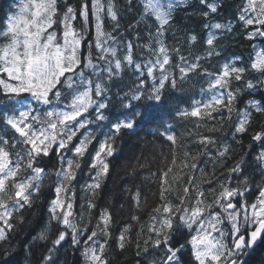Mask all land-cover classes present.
Returning a JSON list of instances; mask_svg holds the SVG:
<instances>
[{"label":"snow or ice","instance_id":"1","mask_svg":"<svg viewBox=\"0 0 264 264\" xmlns=\"http://www.w3.org/2000/svg\"><path fill=\"white\" fill-rule=\"evenodd\" d=\"M186 4L187 0H139L142 11L129 29L141 39L138 30L144 23L148 40L144 45L118 38L122 17L111 0L106 8L102 0H80L76 7L65 0L62 13L58 0H19L15 11L4 18L0 244L5 246L0 249V264H19L13 243L20 235L17 224L25 222L24 211L35 207L46 188L55 195L47 204V222L32 237L43 246L39 264H67L62 249L79 251L84 264H110L113 243L121 251L134 245L135 264H250L258 252L262 253L259 264H264V125L251 135L247 150L238 158L230 155L229 143H222L215 153L209 151L216 139L204 135L197 141L202 150L193 155L185 143L192 130L178 131L191 118L199 128L201 122L218 117L220 127L209 131L220 132L223 121H231L232 140L242 144L253 118L264 115V0H243L235 24L215 19L224 10L222 0H199L207 35L198 55L192 51L196 34L188 36L187 53L166 43L173 13ZM128 6L132 7V0ZM108 21L113 31H105ZM78 22H82L79 28ZM237 26L246 40L254 42L250 63L240 66L243 58L233 56L218 70L209 71L205 62L221 55L218 41ZM138 47L146 55L136 58ZM250 72L260 79L256 83L255 77L248 79L243 88L233 90V81L243 82ZM201 80L206 81L201 98L181 107ZM244 94L261 98L249 99L236 109ZM145 126L161 141V165L144 177L158 180L160 202L142 221V198L146 204L147 196L136 181L137 168L145 165L130 166L122 181L129 218L113 238L114 218L108 208L100 211L92 227L91 210L96 205L91 199L88 223L77 219L73 181L87 166L95 175L86 191L95 194L102 178L111 174V161ZM202 156L212 161L211 173L196 162ZM54 157L57 166L49 167ZM217 165L223 171L218 173ZM186 169L191 173L185 180ZM173 192L175 200L170 198ZM135 225L140 227L133 239ZM23 250L27 260L32 243H24Z\"/></svg>","mask_w":264,"mask_h":264},{"label":"trees","instance_id":"2","mask_svg":"<svg viewBox=\"0 0 264 264\" xmlns=\"http://www.w3.org/2000/svg\"><path fill=\"white\" fill-rule=\"evenodd\" d=\"M19 2L18 0H0V10H3L0 14V19H4L8 12L12 10V2ZM124 1V2H123ZM69 2L74 6H78L80 0H69ZM107 7L108 0H102ZM115 5L116 10L122 19L120 21L121 27L119 33H116L118 38L123 36L125 40L132 39L135 44L144 45L148 42L147 40V29L144 25H140L138 30L141 39H136L137 31H132L129 29V25L134 24L140 16L142 11L139 6V2L132 0V7L129 8L128 2L126 0H111ZM224 4V10L220 11L215 15V19L226 23L232 20L235 24L234 16L238 11L240 5H242L243 0H222ZM60 5L61 13L65 4V0H58ZM8 7V11L5 8ZM105 20H107L105 12ZM82 22H78L76 27L79 28ZM105 31H113L112 22L108 21L105 25ZM154 32L155 29L153 28ZM243 29L237 26L235 30L223 36L217 44L221 55L219 57H213L210 62H205V66L208 67L209 71L218 70L220 64H222L225 59H231L233 56H240L243 58L240 66H246L250 63V57L254 55L252 44L254 42L248 41L244 38ZM190 34H196L198 36V42L192 51L194 54H202L203 40L206 38V31L203 29V18L200 15L199 0H187V4L184 7L177 8L174 14V23L172 27L169 28V32L166 35V43L170 48L182 47L187 53L191 47L187 43L188 36ZM255 43H259L258 41ZM143 47H138L135 49L136 58H140V53L146 55V52H142ZM255 77L253 83L260 79L258 73H247L245 75V80L243 82L233 81L232 87L235 90L237 87L243 88L244 83ZM206 86V81L201 80L194 84L191 89V98L187 100L186 104H181V107H187L191 105L192 99H200V88ZM261 90L264 91V86H261ZM251 91V90H249ZM259 95H249L244 94L241 100L237 103L236 109L243 108L244 102L249 99H260ZM236 109L233 111V120L236 119ZM227 115V113H225ZM196 119L191 118L183 129H178V131L192 130L193 135L191 137L185 138V143L187 144V150L193 155H196L203 148V145L199 144V135L213 136L216 139V145L209 148V151L215 153L216 149L222 143H229L232 147L230 155L234 158H238L243 155L247 150L248 144L251 142L250 137L255 131H259L261 126L264 125V115L257 114L252 121L251 130L243 137L242 144H237L232 140V134L230 132L231 121H223V130L220 132H210L209 128L215 126L220 127V121L217 117L216 120H208L201 122L199 128L196 127ZM147 133V134H146ZM164 153H168V148L164 147ZM70 155V154H69ZM163 157L161 156V141L158 138L151 135V127L145 126L143 131H140L136 136L131 137L124 151L116 159L111 161L110 171L111 174L107 178H102L101 188L96 190L95 194L91 191H86V185L91 183V177L95 175V172H90L87 166L83 167V170L78 172L77 180L73 181L75 197H74V207L73 212L75 213L77 219H82L84 223H88L89 211L87 204L89 199L96 205L95 208L91 210L92 227H95L97 220L99 219L100 211L104 208L112 213L114 221L112 224V234L113 238L118 234L120 227L129 218V198L124 192L123 188L125 185L122 183L125 172L130 166H136L138 164L145 165L144 168H137L139 172V178L136 183L143 186L144 195L147 196V203H143L142 198V209L140 215L142 221L146 222L148 220V214L151 212L152 208L159 203V184L158 180H144V177H148L151 173L156 172L161 165ZM193 161L189 160V163ZM200 168H205L207 172L211 173L213 170V163L208 159L207 156H202L198 161H196ZM49 167L57 166L55 157L52 161L48 162ZM229 166L230 163H229ZM218 173L223 171L216 166ZM185 180L187 179V174L191 173L190 169L185 170ZM196 176L199 177V171L196 172ZM53 179H55L53 177ZM47 184V181L45 182ZM180 191L182 193V186ZM207 186L205 185V188ZM135 189H133L134 191ZM150 190V191H149ZM155 194V195H154ZM55 195L54 191L50 189L42 190V194L36 201L34 208L26 209L24 211L25 222L23 224H17V231L20 232L18 238L13 240V243L17 245L19 252V264H39L40 256L43 252V246L39 241H32V237L36 236L40 231L42 225L47 222V204L51 198ZM170 198L175 200V192L170 194ZM103 207V208H102ZM15 222V221H14ZM140 225H135L133 232L131 233L132 238L135 239L136 231L139 230ZM15 235V234H13ZM98 239H104L102 235L98 236ZM32 243V256L25 259L26 253L23 250L24 243ZM5 245L0 244V249ZM113 249L110 252V264H135V246L132 245L125 251H121L115 248L114 243L110 245ZM25 255V256H24ZM62 260H67V264H84L83 258L79 251L73 253L71 249L64 252L61 250ZM262 253H257L250 264H259L260 257ZM21 262V263H20ZM24 262V263H23Z\"/></svg>","mask_w":264,"mask_h":264},{"label":"rangeland","instance_id":"3","mask_svg":"<svg viewBox=\"0 0 264 264\" xmlns=\"http://www.w3.org/2000/svg\"><path fill=\"white\" fill-rule=\"evenodd\" d=\"M19 1V0H18ZM127 2H128V0H126ZM134 1H136V2H139V0H134ZM124 2V1H123ZM16 4H17V2L15 1V2H12V10L11 11H15V6H16ZM5 10H7L8 11V7H6L5 8ZM2 11L3 10H0V14L2 13ZM10 12H8V14H9ZM7 14V15H8ZM174 14H175V12L173 13V16H174ZM3 21H4V19H0V26H2L3 25ZM141 25H144V23H141ZM168 32H169V29H168ZM145 50H144V48H142V52H144ZM140 57L142 56V53H140V55H139ZM91 182H92V180H91Z\"/></svg>","mask_w":264,"mask_h":264},{"label":"bare ground","instance_id":"4","mask_svg":"<svg viewBox=\"0 0 264 264\" xmlns=\"http://www.w3.org/2000/svg\"><path fill=\"white\" fill-rule=\"evenodd\" d=\"M103 208V207H102ZM25 256V255H24ZM21 263V262H20ZM24 263V262H23Z\"/></svg>","mask_w":264,"mask_h":264}]
</instances>
